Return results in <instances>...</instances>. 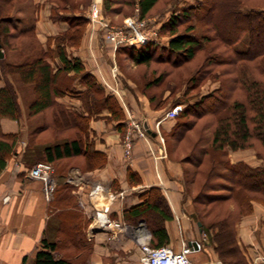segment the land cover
<instances>
[{"label":"trees","instance_id":"1","mask_svg":"<svg viewBox=\"0 0 264 264\" xmlns=\"http://www.w3.org/2000/svg\"><path fill=\"white\" fill-rule=\"evenodd\" d=\"M92 1L47 0L50 17L67 23L68 29L49 36L43 45L34 25L18 31L10 22L14 11L28 0H0V48L5 55L0 59V81L5 83L0 90V118H24L17 80L31 89L26 117L43 113V124L32 135L48 131L55 139L38 147L42 153L23 164L26 171L47 162L62 177L73 166L64 161L74 158L82 161L74 163L84 172L103 168L107 156L95 149L89 126L104 110L125 135L126 115L118 97L79 58L69 57L68 50L80 47L86 35L89 18L85 14ZM179 1L102 0V4L110 24L115 16L133 15L136 8L139 20L152 19L149 27L157 30V38L142 46L118 47L117 63L122 71L131 65L139 68L142 83L129 75L152 110L183 105L164 138L170 157L184 156L177 160L184 167L183 183L193 199L192 216L201 223L222 264H248L236 226L253 212L255 203L264 207V166L232 163L230 154L249 150L264 161V0H195L192 5L176 7ZM167 8L171 9L168 13ZM76 80L84 90L73 87ZM206 83H217V87L201 93ZM180 84L185 90L176 98ZM192 93L195 97H190ZM66 98L79 102L86 114L67 104ZM19 140V134H3L0 127V172L13 158ZM127 181L130 185L142 182L130 168ZM76 190L59 181L54 205L69 206L60 197ZM140 199L125 209L122 221L131 226L144 221L151 234L150 246H169L166 222L172 213L162 191L150 188ZM110 216L115 219L112 209ZM70 246L77 252L85 249L84 236L70 245L43 241L35 257L25 258L23 264H76L63 253ZM59 252L62 256L56 257Z\"/></svg>","mask_w":264,"mask_h":264},{"label":"crops","instance_id":"2","mask_svg":"<svg viewBox=\"0 0 264 264\" xmlns=\"http://www.w3.org/2000/svg\"><path fill=\"white\" fill-rule=\"evenodd\" d=\"M27 3H33V7L40 11L31 26L36 25L37 39L41 44L44 45L49 36L59 35L68 29L67 23L56 22L50 17L51 7L47 0H34V2L28 0ZM39 3L40 7L38 8ZM22 6L17 8L18 16L16 19L23 16ZM42 12L43 16H41ZM89 14L90 8L87 11L88 17ZM85 39L86 35L80 47L68 50L69 57L79 58L89 73L101 81L105 79L113 84L116 79L109 72L110 67L105 60L101 58L99 59L100 62L95 65L89 59L88 47L86 48L84 45ZM97 48L95 46L90 47V50L93 51L92 53H98L97 56L100 57L102 51L98 46ZM55 61L58 65L60 64L58 59ZM73 74V72L70 73L71 76ZM15 84L19 91L24 89L17 80ZM73 84L74 88L84 90L79 80ZM4 87L5 83L0 81V90ZM210 87L209 90H214L217 84H212ZM25 90L27 91L26 95L20 93L24 118L21 121L0 118L3 134L20 135L13 158L0 172V264H23L25 258L32 259L35 257L43 241L70 245L81 241L84 236L86 246L90 245L95 252L105 250L100 246V243H104V240L108 243L113 241H108L104 232H95L94 237H90L88 226H86L89 225V214L92 213V206L87 200V194L96 182L105 184L113 193L118 195L112 207L113 215L118 220L123 219L125 209L141 202V193L150 188H159L172 213V219L166 222V230L170 239L169 246L175 251H179L183 244L196 242L199 245L192 247L190 254L192 261L195 264H218L220 260L216 257L213 247L208 244L209 238H206L207 235L203 233V230L200 232L198 222L192 216L194 211L193 199L186 192L183 183L184 167L176 158H172L168 154L164 136L171 130L174 121L164 119L166 113L164 108L152 110L148 101L144 97L141 98L140 93L137 92L131 93L127 97L130 105L127 106V110L124 109L126 124L129 116L136 119L140 118L139 120L144 122L149 133L147 140H138L135 143L131 166L126 163L123 156V135L116 128L115 121L108 119L109 112L104 110L98 114L97 118H93L89 126V139L94 142L97 151L106 154V165L101 169L85 172L76 165L67 169V173L72 170L79 171L78 182L68 183L77 187V190L73 195L72 193L64 195L66 199L61 195L62 203L68 202L70 205L66 208H58L54 205V199L52 202L45 200L41 182L30 178L28 171L23 167L26 161H31L41 155L42 150H37L39 146L45 147L55 140L48 131H41L32 135L42 126L43 113L26 117L32 94L29 87ZM65 102L86 114L76 100L66 98ZM158 123L159 125H157ZM161 138H163L164 143L160 142ZM30 143L33 146L30 147ZM233 157L236 159L233 160ZM230 158L232 163L244 161L252 166H264V161L258 159L249 150L233 152L230 154ZM247 158H253L255 161H249ZM74 161L82 162L76 158L67 159L64 162L74 163ZM256 162L259 163L255 164ZM129 168L140 175L142 180L140 184L130 185L128 183L127 171ZM64 176H58L61 183H66ZM144 226H147L145 222ZM236 227L240 240L239 244H243L245 247L240 245L241 248L243 250L248 249L253 254L252 258L248 259V263L257 257H264V207L255 203L253 212L242 218ZM120 238L122 247L132 242L139 249V245L131 237L121 235ZM204 239L206 242H203ZM73 252L75 257H80V254H75L76 250ZM137 255L136 264H139L140 255L139 257Z\"/></svg>","mask_w":264,"mask_h":264},{"label":"built area","instance_id":"3","mask_svg":"<svg viewBox=\"0 0 264 264\" xmlns=\"http://www.w3.org/2000/svg\"><path fill=\"white\" fill-rule=\"evenodd\" d=\"M100 3L102 0H94L91 5L89 19L92 22L100 20ZM105 34L107 41L112 44L114 49L122 45L142 46L151 39L157 38L156 29L150 28L148 22L139 21L132 17L126 19L123 27L106 25ZM112 76L114 79L117 78L115 67L112 70ZM102 81L112 92L118 94L119 91L116 87L104 80ZM182 111L183 105H175L166 112L164 119H176ZM147 139L148 133L142 121L129 116L127 129L122 140L123 156L129 166L133 164L134 141ZM160 141L164 143L163 138ZM28 175L30 178L41 182L43 196L47 202H51L57 186L54 166L47 162H39L29 170ZM78 179L79 175L76 172L66 178V182L77 183ZM117 197V194L101 182L92 185L87 194V200L92 206L91 223L88 229L90 237H94L96 231L105 232L109 241H119L121 235L131 237L139 245L141 264H195L190 258L191 248L188 244H183L179 251H175L169 246L151 247V235L142 222L139 226L132 227L124 221L112 219L110 216L111 208ZM258 262L264 263V257H257L250 264H257Z\"/></svg>","mask_w":264,"mask_h":264},{"label":"rangeland","instance_id":"4","mask_svg":"<svg viewBox=\"0 0 264 264\" xmlns=\"http://www.w3.org/2000/svg\"><path fill=\"white\" fill-rule=\"evenodd\" d=\"M102 3H100V16H101L100 20L92 22L89 19V24H88V28H87V30H89V32L86 33V39L84 41V45L86 46V48L88 47L89 59H91V61L95 65H96V63L100 62L99 59H101V58L104 59L106 64L110 67L109 72L111 73V75H112V70L115 67L116 73H117L116 81L113 84H111L110 82H108L105 79H104V81L107 82L108 84H111V86H114V87L117 88V90L119 92H118V94L117 93H114V94L118 97V99H119L120 103L122 104L123 108L127 110V106L130 105L129 101L127 100V97L129 95H131V93L134 94V92L140 93V91L137 90L136 86L132 82V78L134 77V79H136L137 81L142 83L141 73H139V68L135 67L134 65L126 66L124 71H122V69L119 67V65L117 63V59H116V54H117L116 50L118 48L114 49L112 44H110L107 41L106 34H105V28H106V25L107 26H114V27H123L125 25L126 19L129 18V17L138 19V9L136 8L134 10V14L133 15L125 17V18L120 17V16H115L114 19H113L114 23L110 24L111 20L104 16L103 4ZM192 3H195V0H180L177 3L176 7L177 6L178 7H183L185 5H192ZM164 4H165V1H163L161 3V5L159 4V6L156 9V12ZM22 8L24 10L23 16L21 18L19 17L18 19H16L17 16H18V13L16 12L17 9H16L14 11L12 17H11V20H10V22L12 21L11 24L18 31H20V30H22L24 28H29L32 25V23L34 22V19H36L38 17V14L40 12L35 7H33V3H25V4H23ZM169 9L170 8H167V13H168ZM41 16H43V12H42ZM85 16L88 18L87 13L85 14ZM151 20L152 19L150 18V19H147V20H139V21H146V22H148V25H149V22ZM220 25L222 26V24H220ZM156 33H157V30H156ZM163 39H164L163 43H165L166 39H167V35H164ZM96 45L102 51V55L100 57L97 56L98 53H96V52L92 53L93 51L90 50V47H94V46L96 47V49H98ZM5 54H7V53H5ZM4 57H5V55H4ZM129 74L132 76V78H131V76ZM126 76H128L130 79H127ZM212 84H217V83H212ZM212 84L206 83L203 86V88L201 90V93L207 92L209 89H211L210 85H212ZM103 85L106 87V89H109L104 84V82H103ZM179 86H180V88H179V90H178V92L176 94V98L179 95H182L184 90H185V88L181 84ZM19 93H21V94L24 93L26 95L27 91L24 88L22 91H19ZM168 94L169 93L167 92L166 95H168ZM193 95H195V93H192L190 97H192ZM140 96H141V98L144 97L146 99V97L144 95H142L141 93H140ZM193 97H195V96H193ZM127 121H128V119H127ZM173 157L178 159V158L184 157V156L182 154H178L177 156H173ZM232 159L234 160L236 158L233 157ZM247 159L249 161H255L253 158H247ZM257 163H259V162H256L255 164H257ZM71 164L75 165V163L73 164V162H71ZM76 172H79V171L78 170H72L70 173H67V175L64 176L65 177L64 178L65 181H66V178L70 177L71 175H73V173H76ZM56 175H57V173H56ZM56 180H57V176H56ZM89 216H90V214H89ZM236 230H237V227H236ZM207 237L208 236H206V238ZM237 239H238V242H239L240 240H239V237H238V233H237ZM103 242L104 243H100V246H102L105 249V250H102V252H95L93 250V248L90 247V245H88V246L85 247V249L83 248V250H80L79 252H75L76 254H80L79 255L80 257H75L74 258V255L72 254V253H74L73 252L74 250L71 249L70 247H68L66 249L64 247L65 251H63V253L65 255L68 254L66 256H69V258H71V260L74 261L76 264H136V262H137L136 261V255L138 254L137 256L139 257L140 249H138L137 246L135 244H133L132 242H131V244H128V245H126V243H125L126 246H124V247H122V245H120L121 238L119 239V241H115V242H112V243H108L106 240H104ZM239 245H242L243 248H245L243 244H239ZM243 251H245V253L247 255L246 256L247 260L248 259L250 260L252 258V256H253V254L250 253L251 251L248 250V249H244ZM70 254H72V255H70ZM55 255H56V257L62 256V254L60 252L56 253ZM219 262L222 264L221 261H218V264H220Z\"/></svg>","mask_w":264,"mask_h":264},{"label":"water","instance_id":"5","mask_svg":"<svg viewBox=\"0 0 264 264\" xmlns=\"http://www.w3.org/2000/svg\"><path fill=\"white\" fill-rule=\"evenodd\" d=\"M2 58H4V52L0 48V59H2ZM198 226L200 228V232H202V228H201L202 225H201L200 222H198ZM189 246H191V247H198V244L196 242H192V243H189Z\"/></svg>","mask_w":264,"mask_h":264}]
</instances>
